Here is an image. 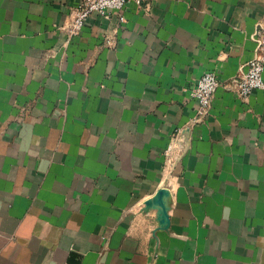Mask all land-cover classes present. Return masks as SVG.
I'll return each instance as SVG.
<instances>
[{
    "label": "crops",
    "instance_id": "0c3cea01",
    "mask_svg": "<svg viewBox=\"0 0 264 264\" xmlns=\"http://www.w3.org/2000/svg\"><path fill=\"white\" fill-rule=\"evenodd\" d=\"M81 1L0 0V264H264V0Z\"/></svg>",
    "mask_w": 264,
    "mask_h": 264
},
{
    "label": "built area",
    "instance_id": "2783aa9c",
    "mask_svg": "<svg viewBox=\"0 0 264 264\" xmlns=\"http://www.w3.org/2000/svg\"><path fill=\"white\" fill-rule=\"evenodd\" d=\"M130 0H82L75 10L74 20L69 28L71 34H78L87 20L94 14L109 16L113 10L119 12L124 20L123 11ZM259 55L249 61L246 72L238 79L237 90L243 97L254 90L264 89V30H258ZM108 43L112 41L107 39ZM221 84L215 71H206L191 90V95L200 106V112L206 113L213 96Z\"/></svg>",
    "mask_w": 264,
    "mask_h": 264
},
{
    "label": "water",
    "instance_id": "95a60500",
    "mask_svg": "<svg viewBox=\"0 0 264 264\" xmlns=\"http://www.w3.org/2000/svg\"><path fill=\"white\" fill-rule=\"evenodd\" d=\"M163 191H168V188H162V189L160 190V192H163Z\"/></svg>",
    "mask_w": 264,
    "mask_h": 264
}]
</instances>
